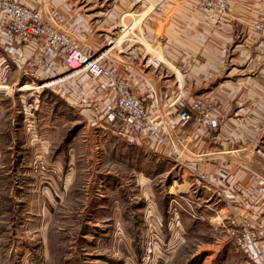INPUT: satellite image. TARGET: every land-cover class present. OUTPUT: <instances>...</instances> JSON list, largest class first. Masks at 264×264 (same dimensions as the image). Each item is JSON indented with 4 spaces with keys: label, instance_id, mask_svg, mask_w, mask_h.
<instances>
[{
    "label": "rangeland",
    "instance_id": "obj_1",
    "mask_svg": "<svg viewBox=\"0 0 264 264\" xmlns=\"http://www.w3.org/2000/svg\"><path fill=\"white\" fill-rule=\"evenodd\" d=\"M131 1L54 0L50 17L87 47L111 42L112 49L120 46L116 56L130 40L148 59L144 43L154 42L144 28L159 23L162 36L165 0ZM138 10L145 11L139 20L131 14ZM118 24L126 29H113ZM258 70H264L262 58ZM17 72L13 65L11 73ZM8 82L0 84V264H145L149 248L147 264H257L251 255L254 247L262 255L258 240L246 250L234 240L239 220L252 213L228 210L211 182L116 135L103 115V83L82 77L38 93L37 82L26 92H20L31 84L26 79L13 75ZM216 86L193 93L222 121L240 99L220 103ZM252 104L241 100L238 118L253 120L249 112L259 100ZM253 221L259 236L262 228Z\"/></svg>",
    "mask_w": 264,
    "mask_h": 264
},
{
    "label": "crops",
    "instance_id": "obj_2",
    "mask_svg": "<svg viewBox=\"0 0 264 264\" xmlns=\"http://www.w3.org/2000/svg\"><path fill=\"white\" fill-rule=\"evenodd\" d=\"M17 1L43 11L50 21L53 20L50 17V5L54 0ZM165 1L167 13L159 19L161 23L166 22L162 36L159 37V23L151 31L144 28L148 40L154 42L153 45L144 43L151 58L139 56L138 48H134L130 40H125L122 49L116 56L112 52L107 61L127 76L133 90L151 114L162 113L159 123L166 144L155 138H146L133 144L160 157L169 158L176 165V158L179 157L189 167L201 172L207 170L204 173L209 175L212 186L224 197L226 208L235 212H251L262 228L257 236L263 249L262 255L254 250L251 257L257 264H264V70H258L260 54L254 34L248 26L253 19L264 17V0H230L231 8L222 30L216 29L206 14L197 9L198 0ZM114 2L133 3L131 0ZM144 12L138 10L131 14L137 13L139 20ZM114 13L111 19L117 18L118 12ZM53 22L68 33L61 22ZM146 23L144 17L140 28L143 29ZM119 27L122 32L126 28L118 24L113 29ZM126 35L120 39H125ZM81 45L92 54L107 48L97 44L90 47ZM11 52L9 49L10 55ZM19 60L25 61L24 58ZM11 72L6 77L7 82L13 75L17 82L23 80L18 72ZM215 82L220 103L226 100L225 105H228L230 101L240 99L230 104L235 107L233 116L223 115L217 130L204 129L197 122H181L179 114L195 98H199L193 91L207 89ZM31 85L27 83L20 88V92L30 91ZM102 91L96 92L97 95ZM108 93L105 89L103 96L108 98ZM243 99L249 100L252 108V102L259 100V107L249 112L255 116L251 121L244 122L245 117L238 118L245 110L239 108ZM47 245L45 243L42 246L45 259L50 257Z\"/></svg>",
    "mask_w": 264,
    "mask_h": 264
},
{
    "label": "built area",
    "instance_id": "obj_3",
    "mask_svg": "<svg viewBox=\"0 0 264 264\" xmlns=\"http://www.w3.org/2000/svg\"><path fill=\"white\" fill-rule=\"evenodd\" d=\"M197 6L206 13L209 22L216 29L224 28L231 8L230 0H198ZM248 26L254 34L260 58L264 60V17L253 19ZM0 31L1 85L8 84L6 77L13 65L19 67L21 79H26L31 84L37 82L39 89L33 91H39L38 93L82 77H90L103 83L109 92L108 98L104 96L103 115L116 135L129 143L155 138L166 144L159 123L162 113L151 114L133 90L127 76L107 63L115 50L111 48V42L106 49L98 50L95 54L89 53L80 41L51 22L43 11L17 0H0ZM9 49L16 57L9 54ZM23 54L25 56L20 57ZM23 58H26L24 62L19 60ZM141 78L144 79L143 76ZM179 118L183 123L197 122L207 130L219 129L222 122L206 102L198 99L182 110ZM176 160L177 166L185 173L195 179L210 182L208 174L189 167L179 157ZM253 220L254 218L246 217L240 219L241 229L234 235L236 244L244 250L252 249L257 240L258 228ZM152 253L154 251L149 248L145 264Z\"/></svg>",
    "mask_w": 264,
    "mask_h": 264
},
{
    "label": "bare ground",
    "instance_id": "obj_4",
    "mask_svg": "<svg viewBox=\"0 0 264 264\" xmlns=\"http://www.w3.org/2000/svg\"><path fill=\"white\" fill-rule=\"evenodd\" d=\"M25 86V85H24ZM176 187H179L178 185H175ZM172 193L174 194V192H175V187H172ZM245 216V215H244ZM255 248V247H254ZM248 251V250H247Z\"/></svg>",
    "mask_w": 264,
    "mask_h": 264
}]
</instances>
